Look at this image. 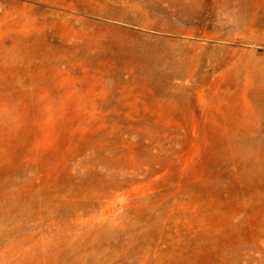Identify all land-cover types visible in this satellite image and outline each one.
Masks as SVG:
<instances>
[{
    "label": "rangeland",
    "instance_id": "obj_1",
    "mask_svg": "<svg viewBox=\"0 0 264 264\" xmlns=\"http://www.w3.org/2000/svg\"><path fill=\"white\" fill-rule=\"evenodd\" d=\"M0 264H264V0H0Z\"/></svg>",
    "mask_w": 264,
    "mask_h": 264
}]
</instances>
